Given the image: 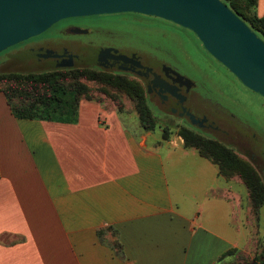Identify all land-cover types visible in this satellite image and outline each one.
<instances>
[{
  "label": "crops",
  "instance_id": "obj_1",
  "mask_svg": "<svg viewBox=\"0 0 264 264\" xmlns=\"http://www.w3.org/2000/svg\"><path fill=\"white\" fill-rule=\"evenodd\" d=\"M252 207L240 177L126 107L82 98L71 120L21 119L0 92V264L252 260L264 203L258 219Z\"/></svg>",
  "mask_w": 264,
  "mask_h": 264
},
{
  "label": "rangeland",
  "instance_id": "obj_2",
  "mask_svg": "<svg viewBox=\"0 0 264 264\" xmlns=\"http://www.w3.org/2000/svg\"><path fill=\"white\" fill-rule=\"evenodd\" d=\"M68 25L83 26L85 28L84 32L87 31L88 33H79V37L70 36V33L65 34L62 31L57 34L61 28ZM64 31L68 30L65 29ZM82 35L109 38L108 42L103 45H114V47H118L116 46L117 40L110 38V36L125 37L120 41L119 52L134 51L142 60L144 59L143 56H148L150 59L155 56L159 60L164 61L168 67L175 69L188 79L189 85L184 86V90L187 93L194 87V90H196L202 100H209L210 103H213L211 105H215L220 111H223L221 120L234 132H226L224 125H222L223 129L221 128L222 126L218 129L210 117L204 119L205 125L204 128H201L197 127L194 121H189L187 117L174 116L172 118L166 115L164 110L161 109L160 103L148 100L145 86L147 81L139 78L130 67L122 68L119 66L118 70L115 65L109 62L104 63V61H102L103 65L96 66L92 64L94 60L92 61L91 59L75 63L74 65L67 64V62L65 63L66 65L58 67L51 59L25 60L22 56H18L14 60L5 58L7 53L17 49H25V47L30 45V47L48 51H51L58 44L77 47V45L85 44L88 41ZM131 41L133 42L131 43ZM144 49L150 51L154 56L143 52ZM83 62L86 63L82 64ZM73 69L119 74L139 84L144 97L156 114L154 129L157 133L158 131L162 132L163 128H167L169 135L178 134L180 128H186L196 130L206 137L220 141L235 151L239 157L247 160L264 184L262 169L257 167L258 164L248 154L249 151L259 150L262 154V166L264 167V97L246 87L227 67L214 58L205 49L193 31L171 21L140 13L97 14L62 19L43 33L0 52V72L15 71L29 74ZM79 80L86 86V92L81 98L90 97L100 101L112 102L113 98L109 95L115 94L119 101L124 102L122 110L126 107L136 112L133 102L123 92L119 91L116 94L112 88L104 84L96 83L86 78H80ZM121 117L128 126H135V121H138L137 116L134 113L132 114V112H123ZM161 120L169 122L164 125ZM244 126L247 128L245 133L242 130ZM218 135L222 136V139ZM262 213L261 236H264V211ZM243 259H238L239 261L230 264H250L254 260L245 259V257Z\"/></svg>",
  "mask_w": 264,
  "mask_h": 264
},
{
  "label": "water",
  "instance_id": "obj_3",
  "mask_svg": "<svg viewBox=\"0 0 264 264\" xmlns=\"http://www.w3.org/2000/svg\"><path fill=\"white\" fill-rule=\"evenodd\" d=\"M118 12L159 17L193 31L214 58L264 97V41L221 0H0V52L62 19Z\"/></svg>",
  "mask_w": 264,
  "mask_h": 264
},
{
  "label": "trees",
  "instance_id": "obj_4",
  "mask_svg": "<svg viewBox=\"0 0 264 264\" xmlns=\"http://www.w3.org/2000/svg\"><path fill=\"white\" fill-rule=\"evenodd\" d=\"M221 1L264 41V14L259 16L256 13L257 0ZM80 78L109 86L116 94L119 91L123 92L133 102L141 125L147 130L154 129L156 114L144 97L142 88L119 74L90 72L85 69L51 70L29 74L15 71L0 72V92L5 95L12 114L17 118L71 120L76 117L79 101L86 92V86L80 82ZM109 96L113 98L112 102L117 109L122 110L124 102L119 101L115 94ZM178 135L182 137L185 147L197 149L202 156L216 164L221 175L225 177L237 175L243 180L249 190L253 213L258 219L260 207L264 203V184L248 161L239 157L226 144L206 137L196 130L180 128ZM168 136V130L164 128L162 137ZM253 259L264 264V240Z\"/></svg>",
  "mask_w": 264,
  "mask_h": 264
},
{
  "label": "flooded vegetation",
  "instance_id": "obj_5",
  "mask_svg": "<svg viewBox=\"0 0 264 264\" xmlns=\"http://www.w3.org/2000/svg\"><path fill=\"white\" fill-rule=\"evenodd\" d=\"M65 29L68 31H64ZM60 31L65 34L70 33V36L74 37L80 35L79 33H88L87 31L84 32L85 28L83 26L78 27L76 25L64 26L57 32V34ZM88 36L89 35H82V37L86 38L88 41L85 44L77 45V47L58 44L52 48L51 51H48L45 49H36L34 47H30V45L25 47V49H17L11 53H7L5 58L14 60L18 58V56H22L25 60L51 59L58 65V67L60 65H66L65 63L67 62V64L74 65L75 63L91 59L92 61L94 60L92 64L96 66L103 65L102 61H104V63L109 62L115 65L118 70L119 66L122 68L130 67L139 78L147 81L145 86L148 93V100L160 103L161 109L164 110L166 115L172 118L174 116L187 117L189 121H194L195 125L201 128H204V119L210 117L218 129L220 126L224 125L226 127L224 128L226 132H234L233 129L228 128L223 120H221V114L223 111H220L215 105H211L213 103H210L209 100H202L196 90H194V87L187 93L184 90V86L189 85L188 79L182 76L175 69L168 67L164 61L156 58L147 49H144L143 52L150 53L154 57H152L153 59H150L148 56H143L144 59L142 60L141 57H139V55H137L134 51L119 52L120 41H122L125 37L119 38L116 36H110V38H115L117 40L116 46L118 47H114V45H103L108 42L107 40H109V38ZM127 41L129 40L127 39ZM132 42L133 41H131V43ZM108 54L112 56L122 55L125 60L111 58ZM84 63L86 62H83L82 64ZM192 108L194 109L192 110ZM161 122L164 125H167L169 121L161 120ZM221 128L223 129V126ZM242 130H244V133L247 132V128L245 126ZM219 137L222 139V136ZM248 154L259 165H257V167L262 169L264 173V167L262 166L263 162L261 159L262 154L260 151H249Z\"/></svg>",
  "mask_w": 264,
  "mask_h": 264
}]
</instances>
